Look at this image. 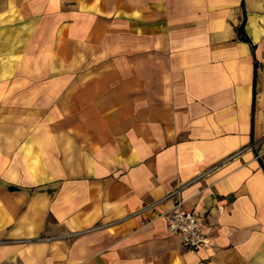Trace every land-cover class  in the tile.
I'll return each instance as SVG.
<instances>
[{
	"label": "crops",
	"instance_id": "0c3cea01",
	"mask_svg": "<svg viewBox=\"0 0 264 264\" xmlns=\"http://www.w3.org/2000/svg\"><path fill=\"white\" fill-rule=\"evenodd\" d=\"M14 1H32L27 24L57 26L54 55L86 58L88 79L54 84L58 104L88 106L65 130L87 139L66 140L64 158L30 170L25 187L2 173L0 263L264 264V71L238 33L246 20L261 42L252 23L264 30V0L0 10ZM178 203L205 216L207 247L188 250L168 229L160 214Z\"/></svg>",
	"mask_w": 264,
	"mask_h": 264
},
{
	"label": "rangeland",
	"instance_id": "374dc122",
	"mask_svg": "<svg viewBox=\"0 0 264 264\" xmlns=\"http://www.w3.org/2000/svg\"><path fill=\"white\" fill-rule=\"evenodd\" d=\"M8 5L0 10V47L3 44L7 49H0V176L3 178L5 173L9 185L14 178L20 181V187H25L22 183L28 181L30 170L36 177L43 176L46 171L36 166L46 164L55 153L57 159L64 158L66 140L78 144L86 141L87 138L66 136L65 130L81 122L75 118L88 106L58 104L57 100H64V89L57 99L54 83L68 78L76 83L89 75L81 71L86 58L53 54L59 46L57 26L27 24L32 21L29 14L36 12L32 1H25V7L23 3L19 7L16 1ZM253 50L256 65L264 71V38ZM65 66L70 69L65 71ZM86 66L85 62L84 69ZM66 113L73 114L74 119L66 121ZM7 180L0 181V185Z\"/></svg>",
	"mask_w": 264,
	"mask_h": 264
},
{
	"label": "built area",
	"instance_id": "2783aa9c",
	"mask_svg": "<svg viewBox=\"0 0 264 264\" xmlns=\"http://www.w3.org/2000/svg\"><path fill=\"white\" fill-rule=\"evenodd\" d=\"M167 221L170 232L181 237L182 245L192 251L210 244V231L205 216L195 210H185L180 203L173 209L161 213ZM15 264V263H0Z\"/></svg>",
	"mask_w": 264,
	"mask_h": 264
},
{
	"label": "trees",
	"instance_id": "16d2710c",
	"mask_svg": "<svg viewBox=\"0 0 264 264\" xmlns=\"http://www.w3.org/2000/svg\"><path fill=\"white\" fill-rule=\"evenodd\" d=\"M243 5H244V1H243ZM245 24H246V20L241 24V26L238 29L240 38L250 43L252 48H255L256 45L253 43V41L250 39V37H248L247 33L245 32Z\"/></svg>",
	"mask_w": 264,
	"mask_h": 264
},
{
	"label": "bare ground",
	"instance_id": "6f19581e",
	"mask_svg": "<svg viewBox=\"0 0 264 264\" xmlns=\"http://www.w3.org/2000/svg\"><path fill=\"white\" fill-rule=\"evenodd\" d=\"M257 24V21L254 20L252 23V32L253 35L259 39V37H261V35L264 33V30L260 29Z\"/></svg>",
	"mask_w": 264,
	"mask_h": 264
}]
</instances>
